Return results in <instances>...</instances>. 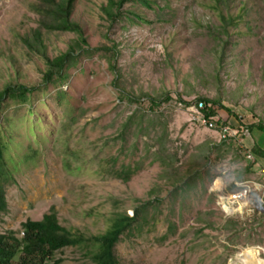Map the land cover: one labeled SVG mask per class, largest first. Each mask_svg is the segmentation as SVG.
<instances>
[{"label":"rangeland","instance_id":"obj_1","mask_svg":"<svg viewBox=\"0 0 264 264\" xmlns=\"http://www.w3.org/2000/svg\"><path fill=\"white\" fill-rule=\"evenodd\" d=\"M148 1L149 5L131 0L124 7L127 13L112 22L103 11L108 0H76L73 19L93 50L80 54L68 69L66 82L43 84V60L20 39L38 27L40 17L33 8L38 0H0V91L10 83L38 88L29 102L8 100L4 103L8 107L0 110V132L11 135L2 139L10 144L5 158L11 180L0 231H17L26 219H40L54 208L60 223L72 231L87 236L103 233L111 214L120 210L133 215V208L153 198L152 188L159 187L164 201L157 205L158 220L145 224L155 229L145 227L118 243L122 264H241L237 258L249 248L264 261V223L256 215H226L212 192L218 178L230 187L245 179L242 163L252 162L240 144L222 141L217 131L191 121L190 113L199 97H208L220 103L214 106V118L238 123L244 136L254 121H264V0H231L226 5L218 0ZM218 9L238 17V27L230 26L233 45L226 56L206 36V26L219 24ZM132 12L143 19L133 21ZM44 38L54 57L65 52L76 36L56 32ZM113 43L120 51L118 78L95 50ZM61 90L64 97L59 100ZM121 90L135 102L121 100ZM143 93L171 95L160 110L168 108L163 121L168 124L170 146L178 148L180 156L185 148L198 152L207 142H222L207 167L210 175H203V185L177 193L173 205L168 203L171 188L160 178L162 168L159 162L151 164L146 149L145 142H153L142 137V129L123 127L137 107L148 114L151 103ZM180 94L183 101L178 100ZM68 108L74 109L69 116ZM141 114H133L137 123ZM6 125L8 130L2 132ZM122 132L124 138L118 137ZM148 132L154 136L157 130ZM114 159L116 166L123 161L139 166L130 182L109 173L116 167ZM230 218L240 225H226ZM171 222L176 229L167 234ZM57 257L62 264H89L72 246Z\"/></svg>","mask_w":264,"mask_h":264},{"label":"trees","instance_id":"obj_2","mask_svg":"<svg viewBox=\"0 0 264 264\" xmlns=\"http://www.w3.org/2000/svg\"><path fill=\"white\" fill-rule=\"evenodd\" d=\"M131 0H108L103 11L105 12L107 19L113 21L119 20L127 12L124 11L126 3ZM143 1L146 5H149L148 0H135ZM167 1V0H163ZM218 4H228L231 0H218ZM76 0H38L33 6L34 12L40 17L38 27L31 29V31L20 37L22 43L27 47L30 53L38 56L43 60L45 68L42 70L43 84L47 83H64L67 80V71L73 67L82 52L89 53L92 51L88 45L84 31L81 25L73 19V12L75 9ZM218 21L219 24H212L205 27L206 36L212 41L217 42V46L223 49L224 56L226 51L232 46L230 41L231 32L230 26L238 27L239 23L236 22L237 16L231 14V12H225L224 9H218ZM133 21L142 20L143 17L132 12ZM73 33L76 38L71 41L68 49L65 52L60 53L57 56H50L45 43V34L50 33ZM226 37V39H224ZM224 41V43H221ZM219 42V43H218ZM234 45H238L237 43ZM101 52L102 57L107 61L109 70L115 74L116 78L120 75L119 61V47L116 43L112 46L103 45L95 49ZM223 58V57H222ZM38 91L37 86H28L26 84H8L0 91V110L6 108L4 103L6 101H13L14 103L29 102L31 95ZM64 91H59V100L64 97ZM182 94L178 98L182 100ZM127 96L124 91L121 90L120 99L124 100ZM142 97L148 99L151 103L148 114H144L143 108L137 107L136 112H142L139 116L137 123L136 117L132 115L128 116L126 123L123 125L125 128H137L142 129V137H148L153 143L145 142L146 149L152 155L151 164L159 162L162 171L160 178L165 181V184L170 186L171 192L170 200L168 203L171 205L175 202V196L177 193L182 195L185 192L194 191L199 185H203L204 173L210 175V168L208 165L212 164V156L215 154L219 144L205 143L201 145L198 152H191L185 148L182 156L179 154V149L170 146L168 140V124L163 121L164 115L168 108L163 111L160 110L161 103H169L172 98L169 93H163L159 97H152L148 93H143ZM130 102H135L134 97H127ZM139 98V97H138ZM140 101V98L139 100ZM197 101H203L207 110L205 111L207 116H216L217 110L214 107L219 105L217 99H211L208 97H199ZM186 106L191 105L189 102H184ZM213 104V106H209ZM69 115L73 114L74 109L68 108ZM77 117H71L70 120L75 121ZM8 124L10 119L5 120ZM136 121V122H135ZM148 122L147 125H144ZM136 124L133 126L132 124ZM257 127L264 131V121L253 124L251 127ZM249 127V128H251ZM1 128V126H0ZM150 128L156 129L157 132L154 136H151L148 132ZM247 128V129H249ZM8 130L7 125L2 129V132ZM146 130V132H143ZM124 133H120L118 137L124 138ZM11 138V135L6 132L5 135L0 132V219L1 214L5 213L8 209L7 201V187L10 183L11 176L8 174L6 167L7 160L5 153L10 144L2 139ZM137 143L133 147L136 146ZM225 145V143L223 144ZM256 156L264 157V151L259 147L254 146L252 149ZM124 153L123 155H125ZM217 159L220 155H216ZM183 158H185L183 160ZM117 160L114 159L112 165L116 166ZM139 164V163H137ZM130 162H122L119 166L113 167L112 171H109L115 178L121 180L124 183L131 181L133 176L137 173L138 165L133 166ZM213 179H211L212 181ZM188 187V188H186ZM154 194L153 198L143 202L139 206L133 208V215L128 214L126 211H117L110 216V225L105 232L87 236L82 232L72 231L71 229L63 226L58 218L57 211L52 208L49 213H46L40 220L27 219L21 223V228L17 231H8L0 233V264H62L63 259L58 258L57 254L62 252L67 247H76L80 250L83 256L89 261V264H122L121 260L116 252L118 243L127 237L132 235L137 236V232H141L148 227L150 221H157L156 217L157 205L164 201V198L159 196V192H162L159 187H154L151 190ZM181 197L179 200H183ZM169 211L173 210V206H170ZM184 211L181 209L179 215L182 216ZM155 212V213H154ZM205 221V220H204ZM207 226H211L212 223L205 221ZM147 223V224H146ZM146 224V225H145ZM227 224L232 226L240 225V222L235 219H228ZM175 223L171 222L168 226L167 234H170L172 230H175ZM154 226H149L148 231L154 230ZM203 232V228L200 229ZM21 234V235H20ZM130 235V236H128ZM127 236V237H126ZM161 238V237H160Z\"/></svg>","mask_w":264,"mask_h":264},{"label":"built area","instance_id":"obj_3","mask_svg":"<svg viewBox=\"0 0 264 264\" xmlns=\"http://www.w3.org/2000/svg\"><path fill=\"white\" fill-rule=\"evenodd\" d=\"M206 110V104L203 101H199L198 105L190 109L191 121L199 126L217 131L222 141H236L244 149L247 158L251 162H255L254 153L245 145V131L241 126L220 122V120L214 118L215 116H207ZM261 174L264 176V168L261 170ZM214 187L216 188H212V192H216L217 204L226 215L255 216L264 214L263 184L252 180H245L236 182L235 189L229 191H225L222 187Z\"/></svg>","mask_w":264,"mask_h":264},{"label":"crops","instance_id":"obj_4","mask_svg":"<svg viewBox=\"0 0 264 264\" xmlns=\"http://www.w3.org/2000/svg\"><path fill=\"white\" fill-rule=\"evenodd\" d=\"M260 121H263V119L258 118L256 123H259ZM253 122V123H254ZM255 123V124H256ZM238 123H233L232 125H237ZM248 134L244 136V141L246 142V147L249 149H253L254 146L259 147L264 151V131L260 130L259 128L253 126L250 128V131H248ZM255 155V154H254ZM221 159V157L219 158ZM264 168V157L256 156L255 155V162H252L250 164L242 163L241 172L243 173L245 179L239 181H245V180H252L255 182H259L264 185V176L261 174V170ZM238 181H235L233 186H227V183L224 182V180L221 178H218V180L215 183V186L222 187L225 191L233 190L235 189V183ZM219 183V184H218ZM233 187V188H232ZM213 188H216L213 186ZM260 222L264 223V214L263 215H256L255 216Z\"/></svg>","mask_w":264,"mask_h":264},{"label":"bare ground","instance_id":"obj_5","mask_svg":"<svg viewBox=\"0 0 264 264\" xmlns=\"http://www.w3.org/2000/svg\"><path fill=\"white\" fill-rule=\"evenodd\" d=\"M241 264H264L263 259L258 255L254 249H247L237 258Z\"/></svg>","mask_w":264,"mask_h":264},{"label":"clouds","instance_id":"obj_6","mask_svg":"<svg viewBox=\"0 0 264 264\" xmlns=\"http://www.w3.org/2000/svg\"><path fill=\"white\" fill-rule=\"evenodd\" d=\"M47 213H49V212H47ZM4 214V213H3ZM3 214H1V215H3ZM46 213H44L43 215H42V217L40 218V219H42L43 218V216L45 215ZM2 217V216H1ZM28 219H31V218H28ZM40 219H31V220H40ZM27 220V219H26ZM25 220V221H26ZM0 221H1V219H0ZM24 222V221H23ZM0 233H5V232H1L0 231ZM21 235V234H20Z\"/></svg>","mask_w":264,"mask_h":264}]
</instances>
